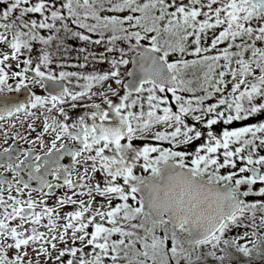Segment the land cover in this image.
<instances>
[{"label": "snow or ice", "instance_id": "obj_1", "mask_svg": "<svg viewBox=\"0 0 264 264\" xmlns=\"http://www.w3.org/2000/svg\"><path fill=\"white\" fill-rule=\"evenodd\" d=\"M0 46V121L62 118L0 152V264H264V0H0Z\"/></svg>", "mask_w": 264, "mask_h": 264}, {"label": "rangeland", "instance_id": "obj_2", "mask_svg": "<svg viewBox=\"0 0 264 264\" xmlns=\"http://www.w3.org/2000/svg\"><path fill=\"white\" fill-rule=\"evenodd\" d=\"M35 2V0H34ZM55 2L56 6L57 7H60L61 3H62V0H49V3H53ZM33 18H40L39 17V14H33ZM42 34H48L47 33V30H41ZM222 46H225V45H222ZM0 47H3V46H0ZM40 46L37 45V48H39ZM15 63V62H13ZM57 66L54 64L53 65V69L56 70ZM233 67H235V65H233ZM14 70H17V69H14ZM10 76H11V73H10ZM230 80V77L228 78ZM251 79V78H250ZM10 84H13V86H15V79H12L10 78L9 81H8ZM69 87H73V85H69ZM117 86L115 84H113V88H116ZM230 87L231 85H229V90H230ZM78 90V89H77ZM34 91L37 92V94H40V95H45L43 89L39 88V86H35L34 87ZM96 91V90H95ZM15 92L13 93H7V91H5V93L3 95H11V94H14ZM227 94V93H225ZM93 97V101H90V103L92 102H96V103H100L101 102V97ZM89 100L85 99L83 101H80L81 102H87ZM78 105V104H77ZM66 111H68L69 115L72 116V119L75 120L78 118L77 117H74L73 114L70 112L73 108L71 107V102H69L68 104L64 105ZM39 110H42V109H39ZM39 110H32L36 113L39 112ZM50 116H56L57 118H60L58 116V113L55 112V110L52 112V113H49ZM32 117V116H31ZM62 119V118H60ZM12 121H14V123H12ZM30 121V117H27L25 116L23 113H20L18 118L17 117H12V118H6L5 120H2L0 121V124H2V126L0 125V152H3V150L5 148H9V147H12L13 145H16V144H19V147L21 148L22 151L24 150H29V149H34V148H37L36 151L40 154L42 152H45L47 150L48 147H46L45 149L44 148H39V142H35V144L31 143V141H36L37 139H33L27 135H24V127L27 125V122ZM7 127H6V126ZM24 126V127H23ZM17 137H21L20 139H17ZM26 138V139H25ZM68 143H70L71 141H67ZM59 143L60 142H57V146L59 147ZM79 167V166H78ZM82 171V168L80 169ZM91 174V172H90ZM0 175H5L7 176L9 179L12 178V173H9V172H5V170L3 168H0ZM99 178H102V173L100 174H97ZM73 179H75V174L73 176ZM65 191H68L67 189H60L57 191V195L56 197H58L59 195L63 194ZM15 194V193H13ZM36 193H33V196L35 195ZM69 194H71L69 192ZM38 196V194H36ZM56 197H52V198H49L48 199V202H50V200H55ZM39 198V196H38ZM85 199H87V197H85ZM97 200L98 201H101L102 198L100 197H97ZM115 203V201L113 202ZM258 217H259V213L257 214ZM245 222L247 223L248 220L246 219ZM257 223H259V219H257ZM237 231H240V232H243L244 229H233V231L230 233V235H235V233ZM249 231H251V229H249ZM262 231H264V229H262ZM47 232V231H46ZM250 239H252V237H250ZM242 243H247V241H242ZM58 246L62 247L63 245H60L58 244ZM77 246H79V242H77ZM249 247H251V244H249ZM50 251H52V249H50ZM44 264H47V258H42Z\"/></svg>", "mask_w": 264, "mask_h": 264}, {"label": "bare ground", "instance_id": "obj_3", "mask_svg": "<svg viewBox=\"0 0 264 264\" xmlns=\"http://www.w3.org/2000/svg\"><path fill=\"white\" fill-rule=\"evenodd\" d=\"M45 116H50V114L45 110H39L38 113H36L35 116L30 117V121L27 122V125L24 127V135H27L33 139H37V137H41V139H43L44 141V145L45 147H43L44 149L48 146H51V142L55 137V133L51 132V130H49L47 133L43 132V121H44V117ZM12 123H14V121H12ZM2 126V124H0ZM29 125H32L35 128V131H33L32 128L29 127ZM6 126V125H5ZM7 127V126H6ZM36 142H39V148H42L40 145V140H36ZM37 149V148H34ZM59 197V196H58ZM56 197V198H58ZM27 198V190H25V199ZM34 198H38V196L35 194ZM56 200V199H55ZM55 200H50L49 206H54ZM76 206L73 205H65L63 208L59 209V212L61 214V216L64 215V213H66L67 211H72L75 210ZM39 210V209H38ZM44 223H47V220L45 219ZM59 223L61 225H63V223H65V221L62 219L59 221ZM40 231H47V229L45 228H40ZM62 231V228H61ZM51 248H49L50 250Z\"/></svg>", "mask_w": 264, "mask_h": 264}, {"label": "trees", "instance_id": "obj_4", "mask_svg": "<svg viewBox=\"0 0 264 264\" xmlns=\"http://www.w3.org/2000/svg\"><path fill=\"white\" fill-rule=\"evenodd\" d=\"M64 14L67 15V11L64 10ZM73 27H75L73 25ZM87 34V33H86ZM93 36V34H91ZM95 38H98V37H95ZM67 45L69 46L70 48V52L68 54V58H67V61L66 63L69 65V67H67L65 70H68V71H71V70H75L74 68L71 67V65L77 63V60H76V55H77V52H76V49L80 48L83 46L84 42L82 41H79V40H76V39H72V38H69L67 41H66ZM77 47V48H76ZM89 47V50L90 51H93V47L92 45H88ZM100 47H102L103 51H105V48L103 45H100ZM220 47V46H219ZM224 47V46H223ZM95 49V48H94ZM82 62V60H81ZM93 64H94V68H93ZM57 66V65H56ZM110 67V65L105 62L104 63H94L93 61H91V59L89 60V67L87 69H83L82 71H88V72H91L93 71L94 69L96 71H106L108 70V68Z\"/></svg>", "mask_w": 264, "mask_h": 264}, {"label": "flooded vegetation", "instance_id": "obj_5", "mask_svg": "<svg viewBox=\"0 0 264 264\" xmlns=\"http://www.w3.org/2000/svg\"><path fill=\"white\" fill-rule=\"evenodd\" d=\"M95 37H97V36H95V34H93V38L94 39H96ZM221 48L223 47L222 45L220 46ZM77 48V47H76ZM95 48V49H94ZM93 52H96L97 54H99V53H103V52H105V51H103V49H102V47H100V46H94L93 47ZM104 64H105V62H103ZM57 68V67H56ZM95 90H97V89H94V91ZM44 91V90H43ZM44 93H45V95H47V93L44 91ZM14 94H18V93H14ZM110 95V98H112V99H116L115 97H113V96H111V94H109ZM184 95H190V94H187V93H185ZM168 96H169V99H170V102L173 104V105H175V101L171 98V93H168ZM98 98V97H97ZM96 98V99H97ZM86 99V98H85ZM84 99V100H85ZM77 104H78V106L75 108V109H72L70 112L73 114V116L74 117H79L80 115H82L83 113H84V111H86V109L83 107V105L84 104H90V101H87V102H77ZM251 122H253V123H255V122H258V118H253L252 120H251ZM72 142H70L69 144H71ZM16 146V148H18L19 150H21V148L19 147V144H16L15 145ZM29 150H33V151H35L36 153H38L37 151H36V149H29ZM22 151V150H21ZM43 153L44 152H42V153H40L41 155H43ZM39 154V153H38ZM262 154H264V153H262ZM21 158H23V157H21ZM71 160V158L70 157H68V156H65V158H64V160L63 161H61V163H64V164H68L69 163V161ZM25 178H27L26 176H25ZM50 179H52V177H50ZM33 186H35V185H33Z\"/></svg>", "mask_w": 264, "mask_h": 264}, {"label": "water", "instance_id": "obj_6", "mask_svg": "<svg viewBox=\"0 0 264 264\" xmlns=\"http://www.w3.org/2000/svg\"><path fill=\"white\" fill-rule=\"evenodd\" d=\"M130 68H131V65H130ZM9 97H15L17 98L20 102H23L26 98V93L22 90L20 93L18 94H12V95H7ZM70 162V161H69ZM50 179V177H49Z\"/></svg>", "mask_w": 264, "mask_h": 264}]
</instances>
